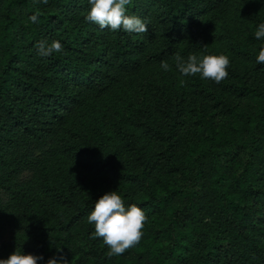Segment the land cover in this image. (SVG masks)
<instances>
[{
    "label": "trees",
    "instance_id": "16d2710c",
    "mask_svg": "<svg viewBox=\"0 0 264 264\" xmlns=\"http://www.w3.org/2000/svg\"><path fill=\"white\" fill-rule=\"evenodd\" d=\"M90 7L0 0V259L264 264V0H132L144 33L101 29ZM177 52L223 53L228 77L183 76ZM113 190L147 215L117 256L87 220Z\"/></svg>",
    "mask_w": 264,
    "mask_h": 264
},
{
    "label": "clouds",
    "instance_id": "9594fccd",
    "mask_svg": "<svg viewBox=\"0 0 264 264\" xmlns=\"http://www.w3.org/2000/svg\"><path fill=\"white\" fill-rule=\"evenodd\" d=\"M46 3L47 0H42ZM132 0H89L90 10L85 17L88 21L97 24L101 29L112 31L123 29L125 32L144 33L148 31L145 21L136 15L127 14V6ZM37 21V15L29 18ZM255 37L264 40V23H260L255 31ZM38 55L47 57L53 53L63 52V45L53 40L49 43L41 40L37 44ZM176 69L183 76L200 75L201 79H211L220 83L228 77L227 68L230 59L221 53L196 55L190 53L187 58L179 52L173 56ZM257 64H264V44L261 45L256 57ZM161 68L171 70L167 61H161ZM89 224H94L93 238H102L107 245L109 256L122 255L126 250L136 246L142 238V229L147 221L144 210L136 203L125 206L124 201L116 190L105 192L94 203V208L87 217ZM57 251L60 248L57 247ZM42 256L24 253L16 248L6 259H0V264H37ZM47 264H69L62 255L49 258Z\"/></svg>",
    "mask_w": 264,
    "mask_h": 264
}]
</instances>
